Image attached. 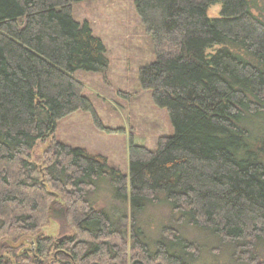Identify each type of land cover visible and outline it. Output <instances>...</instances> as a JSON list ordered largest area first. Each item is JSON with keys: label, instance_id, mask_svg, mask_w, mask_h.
Listing matches in <instances>:
<instances>
[{"label": "trees", "instance_id": "1", "mask_svg": "<svg viewBox=\"0 0 264 264\" xmlns=\"http://www.w3.org/2000/svg\"><path fill=\"white\" fill-rule=\"evenodd\" d=\"M81 1L0 0V264L5 241L37 231L46 216L75 230L57 243L34 242L39 257L52 245L61 249L60 264H201V247L185 228L232 249L240 264H258L264 18L253 13L254 0H134L154 54L138 71L139 85L165 110L173 133L154 149L130 142L126 174L54 139L39 165L30 159L72 112L88 111L103 129L74 77L108 65L104 44L73 17ZM218 3L219 16L208 17ZM100 190L127 203L129 244L125 208L95 207L90 197ZM159 203L179 227L146 240L140 215Z\"/></svg>", "mask_w": 264, "mask_h": 264}, {"label": "rangeland", "instance_id": "2", "mask_svg": "<svg viewBox=\"0 0 264 264\" xmlns=\"http://www.w3.org/2000/svg\"><path fill=\"white\" fill-rule=\"evenodd\" d=\"M252 3L253 13L264 18V0ZM220 9L219 3L211 5L207 10L208 17H218ZM72 14L76 21L89 24L92 33L106 49V69L74 73L83 85V94L90 99L103 129L97 127L88 111L72 112L58 121L53 135L37 142L30 159L39 165L43 149L54 139L71 147L83 148L89 154L102 156L109 166L126 174L130 142L154 149L158 138L173 133L165 110L153 105L150 92L143 90L138 81L139 69L154 60L150 40L136 14L134 0H85L72 6ZM107 196V191L100 190L90 198L97 208H107L112 203L122 213L125 208V239L129 244V207L126 202L124 207L113 196ZM170 213V208L163 203L146 206L139 218L146 240L160 238L164 226L174 230L179 227L171 220L173 214ZM185 231L186 237L197 241L195 244L201 247L199 263L240 264L232 249L218 246L190 228H185ZM74 233L68 220L46 216L37 231L19 234L13 241H5L1 255L5 264H60L64 260L61 249L52 245L44 256L39 257L34 254V242L37 238L47 237L51 244L57 243ZM254 250L258 264H264V243Z\"/></svg>", "mask_w": 264, "mask_h": 264}]
</instances>
